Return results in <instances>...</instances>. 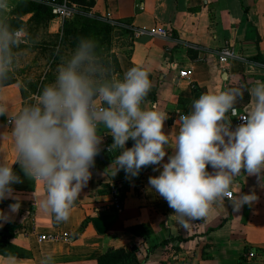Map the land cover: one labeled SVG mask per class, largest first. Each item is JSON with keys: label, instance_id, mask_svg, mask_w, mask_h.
<instances>
[{"label": "crops", "instance_id": "0c3cea01", "mask_svg": "<svg viewBox=\"0 0 264 264\" xmlns=\"http://www.w3.org/2000/svg\"><path fill=\"white\" fill-rule=\"evenodd\" d=\"M20 2L11 0L6 21L14 17L13 10ZM91 9L135 28L167 29V38L149 33L134 38L127 30L114 28L120 37L112 53L121 78L133 66L148 70L151 89L141 106L168 114L162 131L170 138L179 130L180 116L191 111L192 101L222 85L243 86V97L235 108L246 115L251 106L248 89L264 82V0H94ZM39 19L43 29L36 25L31 32L29 26ZM20 20L22 24L15 30H21L25 47L37 46L30 33L37 39L39 34L54 38L64 23L34 13ZM225 46L233 50L234 57L220 63L217 53ZM185 70L191 74L180 77L179 72ZM9 78L14 81L5 84L0 79V101L8 106L6 115L0 116V159L11 163L13 119L31 96L22 94L14 72ZM100 131L101 143L111 139L102 127ZM133 143L130 139L126 146ZM172 152L167 149L165 162ZM116 154L95 157L91 178L68 220L60 222L40 208L45 196L43 182L25 176L20 165L13 163L21 179L12 185L20 207L0 226V264H9L10 257H15V264H41L45 256H51L53 264H99L98 258L108 250L134 246L141 264H264V183L255 175L242 171L230 188L233 196L254 191L258 199L251 205L234 210L225 197L212 205L206 217L181 224L148 184V178L158 175V170L148 166L136 177L126 178L122 170L112 176ZM112 181L123 185V207L119 212L101 211L111 201L107 186ZM14 202L13 198L0 201V210L8 212ZM47 234H66L68 239L38 240ZM249 251L254 257L247 258Z\"/></svg>", "mask_w": 264, "mask_h": 264}, {"label": "clouds", "instance_id": "9594fccd", "mask_svg": "<svg viewBox=\"0 0 264 264\" xmlns=\"http://www.w3.org/2000/svg\"><path fill=\"white\" fill-rule=\"evenodd\" d=\"M11 7V0H0V79L8 77L14 63L12 49L25 38L6 22ZM96 47L93 39L80 38L58 66L54 80L16 113L11 129L14 156L11 163L0 159V201L16 202L8 212L0 210V226L20 207L12 185L21 179L13 163L25 176L43 182L40 208L57 222L68 220L91 178L101 127L117 152L111 175L122 170L126 178L136 177L142 168L154 166L159 174L150 176L148 184L181 224L206 217L226 196L234 210L258 199L254 191L233 196L230 188L242 171L264 183V82L248 89L251 106L235 127L229 113L242 99L243 86L222 85L192 101L191 111L180 116L179 130L170 138L162 131L168 114L141 106L151 89L148 70L133 66L122 78L110 77ZM7 109L0 101V116ZM130 139L134 143L127 147ZM168 148L173 152L165 162ZM9 264H15V257ZM41 264H53V258L45 256Z\"/></svg>", "mask_w": 264, "mask_h": 264}, {"label": "rangeland", "instance_id": "374dc122", "mask_svg": "<svg viewBox=\"0 0 264 264\" xmlns=\"http://www.w3.org/2000/svg\"><path fill=\"white\" fill-rule=\"evenodd\" d=\"M68 1L76 9V14L65 26L62 24L57 37L46 38L39 34L37 39L34 33H30L37 40L36 47H25L22 41L12 49L14 63L10 72L18 76L22 94L31 96L29 103L33 102L34 95L38 96L40 91L54 80L58 66L71 55L80 38L93 39L97 46V56L108 69V75L121 78L112 53L120 34L103 16L94 13L91 7L81 5L78 1ZM41 21L39 19L32 22L29 30H36V25L43 29Z\"/></svg>", "mask_w": 264, "mask_h": 264}, {"label": "built area", "instance_id": "2783aa9c", "mask_svg": "<svg viewBox=\"0 0 264 264\" xmlns=\"http://www.w3.org/2000/svg\"><path fill=\"white\" fill-rule=\"evenodd\" d=\"M38 4L44 5L50 9V13L53 17L58 18L61 22H64L68 19H71L76 14V9L70 4L68 0H32ZM113 28L127 30L134 38H137L144 33H149L151 35H155L161 38H167L169 33L165 28H156L150 31L135 28L129 24L122 23L120 21L110 20L104 18ZM217 57L220 63L228 62L230 59L234 57V52L229 46L222 47L218 53ZM191 74L190 70L180 71L179 76L183 78H187ZM37 95L33 96V102L35 101ZM229 115L233 118L234 124L237 125L242 122V117L245 114L240 113L236 108L234 112L229 113ZM127 143V142H126ZM112 137L109 141L101 143L100 152L99 153H115L116 151L111 149ZM107 192L111 197V201L107 206H103L101 211H113L119 212L123 207V185L120 181H112L108 183ZM232 195V193L230 192ZM229 198L228 196H226ZM68 239L66 234L64 235H55V234H47L39 236V241L44 240H62ZM247 258L254 257V253L249 251L247 253Z\"/></svg>", "mask_w": 264, "mask_h": 264}, {"label": "trees", "instance_id": "16d2710c", "mask_svg": "<svg viewBox=\"0 0 264 264\" xmlns=\"http://www.w3.org/2000/svg\"><path fill=\"white\" fill-rule=\"evenodd\" d=\"M81 5L92 7L94 0H74ZM34 13L36 15H44L51 17L50 9L44 5L38 4L32 0H21L20 4L13 10L14 17L8 19L6 22L12 29H17L22 24L20 17L27 14ZM70 20V19H68ZM64 21L63 25L68 21ZM12 79H4L2 83H10ZM137 248L131 247L129 249H111L98 258L99 264H141L136 256Z\"/></svg>", "mask_w": 264, "mask_h": 264}]
</instances>
